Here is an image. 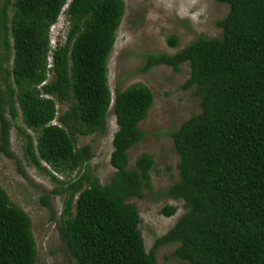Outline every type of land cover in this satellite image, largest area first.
<instances>
[{
    "label": "trees",
    "instance_id": "trees-1",
    "mask_svg": "<svg viewBox=\"0 0 264 264\" xmlns=\"http://www.w3.org/2000/svg\"><path fill=\"white\" fill-rule=\"evenodd\" d=\"M214 1L228 8L215 22L218 38L197 37L172 55H142L141 73L159 65L177 71L187 63L181 88L194 87L199 98V112L169 132L178 180L162 194L182 201L185 211L146 252L129 200L149 188L153 162L140 154L130 167L127 158L143 137L138 124L152 102L146 87L115 91L108 160L114 171L107 184L86 172L61 182L41 166L68 176L92 157L88 145L76 147V138L104 128L110 103L106 64L122 1L4 0L1 42L12 61L0 86V153L13 157L8 133L19 116L24 129L15 130L23 159L60 186L53 190L61 195L58 231L75 264H158L153 250L171 243L177 244L170 256L178 264H264V0ZM65 5L64 41L50 48L48 29ZM166 43L175 47L176 36ZM56 104L65 108L59 114ZM40 200L48 206L45 196ZM174 212L167 205L160 210L165 217ZM34 258L29 219L0 188V264H35Z\"/></svg>",
    "mask_w": 264,
    "mask_h": 264
},
{
    "label": "rangeland",
    "instance_id": "rangeland-1",
    "mask_svg": "<svg viewBox=\"0 0 264 264\" xmlns=\"http://www.w3.org/2000/svg\"><path fill=\"white\" fill-rule=\"evenodd\" d=\"M12 2L13 0H9ZM123 14L116 28L114 42L106 64V80L110 93V103L105 117L104 128L87 136H77L76 147L88 145L92 157L82 169H75L68 176L52 171L41 162L50 174L61 182L74 179L79 173L86 172L100 185L108 183L113 174L109 165L111 138L115 132L114 115L112 112L115 91H122L131 85L140 84L146 87L152 95V102L144 119L138 128L143 137L127 150L128 166L133 167L135 159L140 154L152 158V167L148 172L149 188H142L141 198H132L139 219L138 230L146 252L152 250L156 239L163 236L184 213L183 203L166 197L162 191L178 180L176 165L179 161L174 151L169 132L191 115L199 112V98L195 88L182 89L188 78L187 63L178 66L173 71L167 66H155L146 72H139L144 59L143 54H175L197 37L218 38L220 30L215 22L222 19L227 11V5L214 0H121ZM4 0H0V8ZM203 8V13H199ZM11 10L7 9V26ZM67 32V21L64 14L48 29V40L54 44H62ZM177 38V45L170 47L166 43L168 36ZM0 29V86L5 72L10 71L12 54L5 57L1 42ZM10 41V39H9ZM46 74V81L50 79ZM8 82L11 81L8 77ZM57 114L65 108L56 104ZM24 129L19 116L13 121L8 133V150L12 158H6L0 153V188L9 201L21 209L29 219V229L35 246V264H75L67 255L61 240L58 226L61 222V195L53 190L60 186L50 180L42 171L27 164L23 159L22 139L16 133L15 127ZM31 135L33 142V133ZM19 170L22 172L20 173ZM64 186H62L63 188ZM45 196L48 206H43L40 198ZM175 207V212L169 217L160 213L163 206ZM71 213L73 211L71 210ZM176 243L165 244L153 250V257L158 264H178L170 255Z\"/></svg>",
    "mask_w": 264,
    "mask_h": 264
},
{
    "label": "clouds",
    "instance_id": "clouds-1",
    "mask_svg": "<svg viewBox=\"0 0 264 264\" xmlns=\"http://www.w3.org/2000/svg\"><path fill=\"white\" fill-rule=\"evenodd\" d=\"M69 1H70V0H67V3H69ZM196 2H197V0H191V4H193V5L196 4ZM67 3H66V4H67ZM66 7H67L66 5L63 6V8H62V10H61V13H60L59 15L63 14V12L65 11ZM203 10H204V9L201 8L200 11H199V13H193V15H199V14H202V13H203ZM58 17H59V16H58ZM66 21H67V19H66ZM49 46H50V48H54V47H55L54 42L51 43V42L49 41ZM46 63H47V67H49V65H50V63H51L50 54H48V56H47V58H46ZM50 124H51V125H56V121L53 120V121L50 122Z\"/></svg>",
    "mask_w": 264,
    "mask_h": 264
}]
</instances>
